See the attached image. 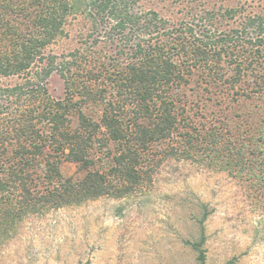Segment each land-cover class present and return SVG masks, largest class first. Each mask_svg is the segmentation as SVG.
I'll list each match as a JSON object with an SVG mask.
<instances>
[{"label":"trees","instance_id":"trees-1","mask_svg":"<svg viewBox=\"0 0 264 264\" xmlns=\"http://www.w3.org/2000/svg\"><path fill=\"white\" fill-rule=\"evenodd\" d=\"M75 13L90 22L91 47L100 43L101 30L110 44L116 38L109 62L101 49L92 51V61L78 48L47 51ZM196 26L144 11L138 0H0V77L22 80L0 86V238L28 213L133 191L153 171L150 161L148 167L142 163L156 143L171 141L164 156L199 155L220 168L246 158L245 144L223 140L220 129L179 131L173 98L194 68L232 87L252 76L251 89L262 91L264 15H249L239 27L213 36ZM122 53L128 61L119 68L114 62ZM247 57L255 64L245 63ZM225 62L233 65L229 74L219 71ZM186 63L191 68L184 72ZM53 72L64 81L63 97L48 92ZM88 103L101 107L97 117L83 112ZM62 161L78 163L84 176H64ZM262 173L254 174L261 182ZM202 243L203 237L190 243L197 264H205Z\"/></svg>","mask_w":264,"mask_h":264},{"label":"rangeland","instance_id":"rangeland-1","mask_svg":"<svg viewBox=\"0 0 264 264\" xmlns=\"http://www.w3.org/2000/svg\"><path fill=\"white\" fill-rule=\"evenodd\" d=\"M138 5L169 22L196 24L212 36L239 27L249 15H264V0H138ZM94 35L88 18L75 13L47 51L68 54L78 48L92 61V51L101 49L109 62L118 41L113 38L110 44L101 30L100 43L91 47ZM127 56L122 53L114 63L121 68ZM250 59L245 63L255 64ZM187 67L182 66L184 72ZM232 67L225 62L219 71L229 74ZM259 70L253 76L258 78L263 68ZM188 73L173 98L179 131L220 129L223 140L245 144L246 158L220 168L199 155L164 156L171 141L153 144L142 163L148 167L150 161L153 171L144 174L137 188L119 197L101 195L28 213L0 238V264H197L190 243L201 237L205 264H264V181L254 175L264 172V138L257 133L258 122L264 125V89H251L252 76L232 87L200 69ZM21 81L0 77V86ZM47 86L53 98L64 96L58 73L49 76ZM82 108L93 117L101 113L97 104ZM60 169L74 180L86 172L69 161H62Z\"/></svg>","mask_w":264,"mask_h":264}]
</instances>
